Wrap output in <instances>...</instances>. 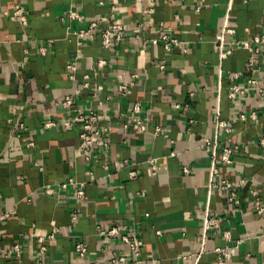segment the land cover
<instances>
[{"label": "crops", "instance_id": "obj_1", "mask_svg": "<svg viewBox=\"0 0 264 264\" xmlns=\"http://www.w3.org/2000/svg\"><path fill=\"white\" fill-rule=\"evenodd\" d=\"M227 1L0 0V215L13 209L0 220V264H112L115 254L126 264H189L186 257L201 251L206 208L220 225L207 233L197 264H264V212L251 199L255 190L264 204V50L240 45L264 34V0H232L234 33L220 63L214 38ZM16 4L27 11L26 25L10 17ZM71 10L83 19L68 17ZM98 16L126 29L112 48L77 35ZM164 32L178 44L164 49ZM249 77L258 84L249 88ZM234 84L245 91L230 99ZM67 94L73 108L102 117L87 156L72 109L60 104ZM216 117L233 129L218 130V151L237 149L232 164L216 163L213 179L244 180L237 204L208 187L206 141L215 137ZM70 177L85 182L81 198L75 185L41 191ZM100 224L137 231L138 255L119 236H99ZM56 230L38 255L33 238Z\"/></svg>", "mask_w": 264, "mask_h": 264}, {"label": "built area", "instance_id": "obj_2", "mask_svg": "<svg viewBox=\"0 0 264 264\" xmlns=\"http://www.w3.org/2000/svg\"><path fill=\"white\" fill-rule=\"evenodd\" d=\"M231 2L232 0H228L226 3L225 11L222 14V21L217 29V33L214 38V43L216 44L217 52H218V58L221 63V61L227 57L230 54V49L228 48V38L230 35L234 33V29L230 24V11H231ZM11 19L18 20L22 25L27 24V11L26 9L21 6L20 4H16L14 7L13 12L10 15ZM68 17L71 19H76L78 21H81L83 19V15L78 13L77 11L71 10L68 13ZM126 32V29L123 24H121L117 18L114 16H111L108 20L107 17L104 16H98L94 19H91L89 21V24L87 28L81 29L77 32V35L79 37H86L88 39H92L94 36H98L100 38L101 45L104 48H112L117 43H119L122 38L124 37V34ZM161 39L163 41V47L164 49H169L171 44H178V41L176 38H171L168 36L167 32H164L161 34ZM240 45L244 48H247L248 50H253L255 52H259L260 50H264V34H260L258 36H255L251 41H240ZM39 52L41 54H45L47 52L46 47L41 46L39 48ZM104 61L99 60L98 64H102ZM163 64L161 67L163 68ZM254 67V59L251 57L249 58L247 69L251 70ZM67 68L71 70H75L74 63H70L67 65ZM258 83L255 78L249 77L247 80V86L249 88H252L256 86ZM84 86H88L87 82H84ZM99 89H102V85H98ZM117 90L121 94H126V87L123 85H119L117 87ZM244 88L239 84H234L231 89L228 91V97L230 99H234L238 94L244 93ZM259 91L262 92V89L259 88ZM73 102L74 100L70 95H66L65 98L60 102V104L68 111L72 109V112L70 113L71 119L70 123L72 125H77L78 128V135H79V149L84 154V156H87V153L92 145H94V142L96 138L100 135L101 128L99 126V122L101 121V115L98 114L95 110L88 108V111L82 112L81 110L73 108ZM134 111L138 110V107H134ZM244 115H242L240 118L244 119ZM252 117H255V114L252 113ZM52 125V122L48 121L45 123V126L49 127ZM215 128V137L213 140H207V143H211L212 149H211V160H210V167L208 168L209 173V183L208 187L211 188H220L222 191L225 192L227 200L230 203L237 204V194H236V187L243 184V179H238L236 183H230L225 180L220 181V183L214 181L213 177L217 172L216 163L219 161L224 165H230L233 163L232 155L237 149V145L234 144H228L225 145L221 149V151H218L217 149V133L219 129H222L225 133L228 135L232 133L233 129L231 126H229L225 121L221 120L219 117H216V121L214 124ZM147 127H145L143 124L139 125V130L146 131ZM154 132H158V129H155ZM217 134V135H216ZM230 139L228 138V141ZM264 142V139H262ZM31 144V143H30ZM135 171H130L129 175L131 178H134ZM68 185H75L77 186L74 190V195L77 198H81L84 195V181H76L73 177H70L66 181L55 183V184H47L43 185L41 187V191L46 195H51L58 190H64L67 188ZM1 198V194H0ZM251 199L254 204V209L257 213L261 214L264 212V204L260 200V198L257 196V192L253 190L251 192ZM13 213V209L7 210L4 213L0 215V220L8 217ZM220 225V220L214 216H212L208 209L206 208L204 211V215L201 218V236H200V247L201 251L204 250V243L207 237V233L210 230H214L218 228ZM57 230L53 231L51 233L45 234V235H38L35 238H33L38 246V255L45 254L47 247L46 242L47 240L53 239L56 236ZM97 233L99 236H119L122 243H124L131 251H133V254L135 256L138 255L137 251V231L133 230L129 233H120L119 230L116 227H111L110 229H106L102 224L97 226ZM13 251L18 253L19 246L14 245ZM76 251L78 254L82 257L85 254L86 247L82 242H78L76 244ZM201 251L195 255H189L186 257L189 264H197L198 260L201 255ZM215 252H217L219 255L228 256V252L225 251V248L217 247L215 248ZM112 264H126V258L124 255H114L112 258ZM97 264V263H94Z\"/></svg>", "mask_w": 264, "mask_h": 264}]
</instances>
